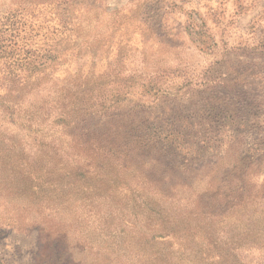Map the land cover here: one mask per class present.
I'll return each mask as SVG.
<instances>
[{
	"label": "rangeland",
	"instance_id": "1",
	"mask_svg": "<svg viewBox=\"0 0 264 264\" xmlns=\"http://www.w3.org/2000/svg\"><path fill=\"white\" fill-rule=\"evenodd\" d=\"M19 2L0 0L4 52L52 59L48 80L24 89L30 73L0 61V264H264V234L232 244L214 232H228L237 192L264 183V0ZM96 72L80 126L122 141L135 154L123 167L55 126ZM55 161L87 178L109 166V180L76 196L67 172L25 178Z\"/></svg>",
	"mask_w": 264,
	"mask_h": 264
},
{
	"label": "trees",
	"instance_id": "2",
	"mask_svg": "<svg viewBox=\"0 0 264 264\" xmlns=\"http://www.w3.org/2000/svg\"><path fill=\"white\" fill-rule=\"evenodd\" d=\"M21 2L18 3V6H21L22 4H31L33 5V2H29L30 0H20ZM31 7V6H30ZM24 16L21 17L23 19ZM15 19L14 16H8L7 22L11 24L13 27V20ZM20 19V20H21ZM2 32V28L0 27V33ZM1 43V42H0ZM51 56L47 55H41L39 53L36 54H25L23 58L13 60V57L11 55H7L4 50L3 46L0 45V61L5 60L6 63V69L8 72H11L13 68H19L21 71L30 73L25 80H24V87L27 86V80L30 79L32 76L36 75V81L40 83L46 82L48 80L46 75V63L49 61ZM33 74V75H31ZM41 77V78H40ZM40 78V79H39ZM102 86V76L99 74V72H96L91 77L90 82H84L81 85L78 86L77 91H75L67 100L65 104H60V114L59 119L57 122H55V126H60V133L63 135H66L70 137L72 140H77L78 138L86 140L85 142H95L94 145L96 146L97 150H101L102 154L105 156L109 155H118L116 157V161H120L119 165L117 167H123L124 160L129 162L131 160V156H134L133 152L128 154L126 156L127 152L125 151L123 147V142H118L119 146L117 147L115 141L110 140V137H105L107 133H95L94 135L91 132H88L86 129L82 126H80V123L83 122L82 114L86 113L88 109L91 108V103L94 100H97V95L92 96L95 92H99V87ZM99 97V96H98ZM13 109L9 113L10 116L14 115ZM81 118V120H76V118ZM24 120L27 123H32L33 120L30 118H27V114L24 117ZM118 130H114L111 132L112 136H116L118 134ZM143 141L145 139H142ZM142 140L140 138H134L133 143L137 145L139 148L142 145ZM126 141L127 145L130 144L129 141ZM43 145V142H42ZM67 146V142H60L58 141V144L56 147H59L60 153L63 155V147ZM83 147H85V143H83ZM69 148V147H68ZM120 149V150H118ZM54 155L56 157L57 150L54 151ZM60 158V155H58ZM98 156H101V153H98ZM11 160H13L11 158ZM15 163L19 165H25L28 166V162L24 161L22 159L20 161V158H17L16 161L13 160ZM20 161V162H19ZM59 165H62V169H59ZM53 168L45 169L44 167L40 168H29L27 170H23L25 172L26 179H40L43 177V175H53L54 172L63 174L65 173L69 180L72 181L71 185L67 183L65 185V188H70L74 190L75 195L78 196V188H85L89 189L90 186L87 184V181L92 180H99L102 181L105 177L104 184L109 180V174L110 172L107 171V168L109 166H96V167H90L93 171L96 172L95 177L93 178H87V174L84 173L81 169H78L75 167L73 162H65L64 164L62 161H55L53 162ZM76 173L78 175L76 176ZM49 178V176H48ZM30 181V180H28ZM56 181H53L49 179L47 182V185L51 186L55 184ZM100 185L92 186V188L99 189ZM64 187V186H63ZM133 193H135L134 190H129ZM199 214H204V212H201L198 210ZM197 212V214H198ZM226 213V215H225ZM224 214H221L220 216L217 214H207L208 217L211 218L210 222H214V220H219L220 222L225 217H233L234 221L229 225V227L226 229L228 232L220 231L217 227H214L215 233H222L223 237H228V240L232 242V244H235V241L244 240V241H250L254 238H260L264 234V183H261L255 186H247L246 189L237 192L235 194V199L231 201L229 204H227V208ZM218 222V221H217ZM213 228V226L211 227ZM229 232H234L233 235L229 236ZM234 239V241H233ZM234 249V248H233Z\"/></svg>",
	"mask_w": 264,
	"mask_h": 264
}]
</instances>
